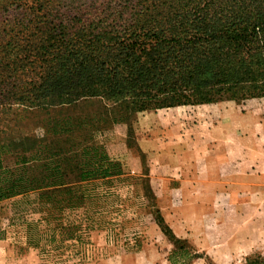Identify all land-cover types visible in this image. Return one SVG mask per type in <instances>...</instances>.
<instances>
[{
    "label": "trees",
    "instance_id": "1",
    "mask_svg": "<svg viewBox=\"0 0 264 264\" xmlns=\"http://www.w3.org/2000/svg\"><path fill=\"white\" fill-rule=\"evenodd\" d=\"M30 2L0 44V200L33 194L52 238H80L62 220L81 183L121 173L102 140L115 123L129 134L139 111L264 96V0Z\"/></svg>",
    "mask_w": 264,
    "mask_h": 264
},
{
    "label": "rangeland",
    "instance_id": "2",
    "mask_svg": "<svg viewBox=\"0 0 264 264\" xmlns=\"http://www.w3.org/2000/svg\"><path fill=\"white\" fill-rule=\"evenodd\" d=\"M30 5V0H18L9 7L10 13H18L17 19L0 22L9 32H0V44L25 24L22 10ZM167 111H160L162 125L169 124L163 120ZM120 126L106 130L102 140L111 155L116 150L122 167L130 169L139 163L142 151L135 140L131 145L140 158L126 157L123 151L121 156V149L111 148L110 138L124 132L125 126ZM167 141H162L163 150ZM142 160L141 171L81 183L84 204L66 210L62 220L63 225L79 226L80 238H52L31 193L0 200V241L10 246L5 253L0 245V264H244L248 255L264 256V203L236 206L221 194L216 203L200 204L187 201L184 190L170 194L157 187L153 193L145 186V153ZM198 195L193 200L200 199ZM158 215L185 250L172 252L175 246L160 230ZM28 222L38 229L28 228Z\"/></svg>",
    "mask_w": 264,
    "mask_h": 264
},
{
    "label": "crops",
    "instance_id": "3",
    "mask_svg": "<svg viewBox=\"0 0 264 264\" xmlns=\"http://www.w3.org/2000/svg\"><path fill=\"white\" fill-rule=\"evenodd\" d=\"M165 108L167 131L160 112ZM120 124L124 132L111 137L109 145L136 159L141 154L131 145L135 140L142 158L133 168L121 165L119 175L141 171L145 153V186L153 193L157 187L170 194L184 190L187 201L200 204L216 203L221 194L236 206L264 203V96L139 111L129 134L127 123L114 126ZM168 139L163 150L162 141ZM115 153L109 154L115 158ZM199 192L200 199L193 200ZM0 245L9 252L8 243Z\"/></svg>",
    "mask_w": 264,
    "mask_h": 264
}]
</instances>
